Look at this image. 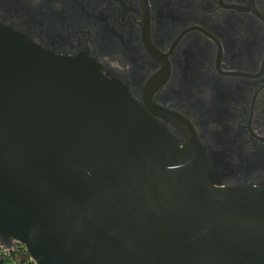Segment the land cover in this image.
<instances>
[{"label": "water", "instance_id": "obj_1", "mask_svg": "<svg viewBox=\"0 0 264 264\" xmlns=\"http://www.w3.org/2000/svg\"><path fill=\"white\" fill-rule=\"evenodd\" d=\"M168 115L182 146L92 61L0 25V233L35 264H264V184H214Z\"/></svg>", "mask_w": 264, "mask_h": 264}, {"label": "flooded vegetation", "instance_id": "obj_2", "mask_svg": "<svg viewBox=\"0 0 264 264\" xmlns=\"http://www.w3.org/2000/svg\"><path fill=\"white\" fill-rule=\"evenodd\" d=\"M0 25L92 61L178 146L168 114L190 123L214 184H264V0H0Z\"/></svg>", "mask_w": 264, "mask_h": 264}, {"label": "trees", "instance_id": "obj_3", "mask_svg": "<svg viewBox=\"0 0 264 264\" xmlns=\"http://www.w3.org/2000/svg\"><path fill=\"white\" fill-rule=\"evenodd\" d=\"M28 259L29 256L23 246H20L17 251L12 252L10 255L5 254L3 250L0 249V264H22L23 261Z\"/></svg>", "mask_w": 264, "mask_h": 264}, {"label": "built area", "instance_id": "obj_4", "mask_svg": "<svg viewBox=\"0 0 264 264\" xmlns=\"http://www.w3.org/2000/svg\"><path fill=\"white\" fill-rule=\"evenodd\" d=\"M17 244V243H15ZM2 249V248H1ZM3 250V249H2ZM5 254L10 255L12 252H15V249L13 247L3 250ZM22 264H35L30 258L28 260L23 261Z\"/></svg>", "mask_w": 264, "mask_h": 264}, {"label": "rangeland", "instance_id": "obj_5", "mask_svg": "<svg viewBox=\"0 0 264 264\" xmlns=\"http://www.w3.org/2000/svg\"><path fill=\"white\" fill-rule=\"evenodd\" d=\"M21 245H19V244H12L9 248H11V247H13L14 249H15V251H17L18 249H19V247H20ZM3 249V250H5V249H7L4 245H0V249Z\"/></svg>", "mask_w": 264, "mask_h": 264}]
</instances>
